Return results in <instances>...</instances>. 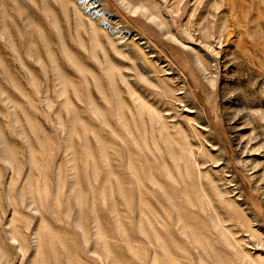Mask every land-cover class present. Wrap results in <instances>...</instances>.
<instances>
[{"label": "rangeland", "instance_id": "rangeland-1", "mask_svg": "<svg viewBox=\"0 0 264 264\" xmlns=\"http://www.w3.org/2000/svg\"><path fill=\"white\" fill-rule=\"evenodd\" d=\"M0 264H264V0H0Z\"/></svg>", "mask_w": 264, "mask_h": 264}]
</instances>
